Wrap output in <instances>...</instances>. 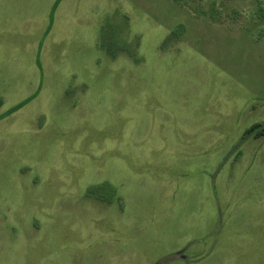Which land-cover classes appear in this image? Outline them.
<instances>
[{
    "label": "rangeland",
    "instance_id": "1",
    "mask_svg": "<svg viewBox=\"0 0 264 264\" xmlns=\"http://www.w3.org/2000/svg\"><path fill=\"white\" fill-rule=\"evenodd\" d=\"M54 2L0 0V115L38 91L0 120V264H264V0H61L45 32Z\"/></svg>",
    "mask_w": 264,
    "mask_h": 264
},
{
    "label": "trees",
    "instance_id": "2",
    "mask_svg": "<svg viewBox=\"0 0 264 264\" xmlns=\"http://www.w3.org/2000/svg\"><path fill=\"white\" fill-rule=\"evenodd\" d=\"M61 0H55L50 15H49V25L47 27V30L45 32H47L51 26V23L53 21V12L57 6V4L60 2ZM36 64L38 66V68L40 69V63L38 60H36ZM38 94V91L35 92L33 95L29 96L28 98H26L25 100L21 101L20 103L16 104L15 106L9 108L6 112H4L2 115H0V120L6 116H9L15 112H17L18 110H20L22 107H24L26 104H28L31 100H33ZM245 136H249V137H253V138H260V137H264V125H260V124H254L251 127H249L246 131H245ZM239 154V153H238ZM91 193L95 194L99 199L101 200H105V201H109L111 196L113 195V189L112 187L107 184V183H103L97 186H94L92 189H90Z\"/></svg>",
    "mask_w": 264,
    "mask_h": 264
}]
</instances>
